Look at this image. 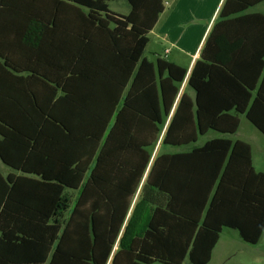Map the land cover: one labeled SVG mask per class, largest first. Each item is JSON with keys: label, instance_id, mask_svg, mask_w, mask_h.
<instances>
[{"label": "trees", "instance_id": "obj_1", "mask_svg": "<svg viewBox=\"0 0 264 264\" xmlns=\"http://www.w3.org/2000/svg\"><path fill=\"white\" fill-rule=\"evenodd\" d=\"M108 1L0 0V264H208L223 228L257 244L264 171L229 135L240 115L264 135V61L218 29L241 18L214 26L192 98L184 67L144 56L166 0Z\"/></svg>", "mask_w": 264, "mask_h": 264}, {"label": "crops", "instance_id": "obj_2", "mask_svg": "<svg viewBox=\"0 0 264 264\" xmlns=\"http://www.w3.org/2000/svg\"><path fill=\"white\" fill-rule=\"evenodd\" d=\"M110 2H117L119 8L125 7V12L111 10L109 8ZM225 2L226 0H166L164 2V10L159 15L155 26L150 32V35L154 38L153 40L160 44L161 50L159 51V54H156L154 59L147 57L145 54L144 56L147 60L153 63L156 62V58L159 56L160 58L169 60L179 66L184 67L187 72L185 79L180 86V92L186 91L187 94L192 98L195 96V92L192 88H189L185 85V80L187 79L197 61H205L204 57L206 58V55H212L211 51H209L208 49L206 50V41L208 36L211 34L214 26L219 21L235 16L241 18L238 22L235 21V23H233L234 25H230V27L228 25V29H224L223 26L218 27L219 31H226V33H228L229 30L230 32L232 30L234 32V29L238 28L241 30L240 33H242L249 39L251 47H249L246 54H243L245 55L244 58L240 57L241 59L238 62H241V65H260L261 61H264V54L262 52L264 50V20L259 17V15H264V9L261 8L264 4V0L248 7L246 10L227 17H223L222 15L226 13L222 12L229 11L230 9V4L227 3L225 5ZM107 4L108 8L113 12L119 14H127L129 12V5L127 4L126 0H111L108 1ZM48 36H50V34ZM150 41L151 37L149 42ZM154 52H156V50H154ZM239 118L240 127L242 122L241 115L239 116ZM235 134H238V130L233 135ZM215 136L218 135L212 134L210 138H213ZM235 139L246 141L251 145L252 161L255 168L253 159V145L250 140L244 138ZM191 146L192 145H190L189 148H191ZM0 162L3 164V166H5L3 170H6V172H4L5 174L2 173L3 175H6L9 172L13 171L9 166L4 164L1 159ZM224 229L225 228H223V230ZM220 240L221 236L213 249L211 260L214 257L216 247L219 244ZM116 248L117 245L114 246V250Z\"/></svg>", "mask_w": 264, "mask_h": 264}, {"label": "rangeland", "instance_id": "obj_3", "mask_svg": "<svg viewBox=\"0 0 264 264\" xmlns=\"http://www.w3.org/2000/svg\"><path fill=\"white\" fill-rule=\"evenodd\" d=\"M109 8L118 12H125V7L119 8L117 2H110ZM125 8V9H124ZM264 9V4L261 7ZM150 35V34H149ZM151 41L147 44L144 54L154 59L156 54H159L161 46L154 41L150 35ZM156 50V52H154ZM162 56V55H161ZM241 125L238 129V134L229 135L231 139L244 138L250 140L253 145V159L255 168L264 171V135L255 128L245 117L241 115ZM212 134L219 135L214 131H210L205 135H200L195 145H201L205 140L209 139ZM186 146H171L160 145L159 152L173 153L183 151L189 148ZM5 166L0 162V171L5 174L3 170ZM264 264V234L257 244H250L244 242L236 230L225 228L221 234V240L216 247L214 257L208 264ZM153 264H161L155 262ZM182 264H191L188 257H186Z\"/></svg>", "mask_w": 264, "mask_h": 264}]
</instances>
